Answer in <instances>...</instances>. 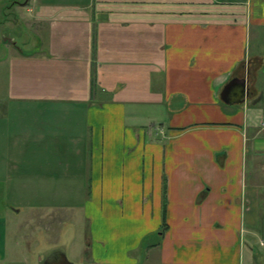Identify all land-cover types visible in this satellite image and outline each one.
<instances>
[{"label":"crops","instance_id":"1","mask_svg":"<svg viewBox=\"0 0 264 264\" xmlns=\"http://www.w3.org/2000/svg\"><path fill=\"white\" fill-rule=\"evenodd\" d=\"M26 3L35 42L4 43L0 60V264H253L264 169L249 180L247 159L264 157V57L246 54L251 29L264 35V0ZM235 79L245 97L225 103ZM141 156L153 159L142 179ZM141 184L164 186V210L139 215ZM121 185L138 208L118 225L133 226L94 234L104 200L74 192ZM66 207L81 231L61 235Z\"/></svg>","mask_w":264,"mask_h":264},{"label":"rangeland","instance_id":"2","mask_svg":"<svg viewBox=\"0 0 264 264\" xmlns=\"http://www.w3.org/2000/svg\"><path fill=\"white\" fill-rule=\"evenodd\" d=\"M47 1H50V3H52L55 0H47ZM69 1H72V0H69ZM29 2H30L29 0H0V60L1 59L3 60L5 56H7L8 58L9 57L8 55H11L12 53V51L10 50L11 47H9L8 45H5L3 42L5 33H9L13 37H15L16 42L18 43L19 47H23L26 42H31V43L35 42V39H36L35 37H37L38 34H37V30H34L32 29L34 27H31L33 25V21L31 23L29 21L23 22L22 20H20L21 17L26 18L24 11H20V10L23 9L22 6H24L25 3L28 4ZM32 2H34V4H32ZM36 2L37 0L35 1L31 0L30 4L26 6L27 8L25 10L27 11L30 9L31 11H35L37 8L36 5H39L38 3L35 4ZM20 12L21 13L23 12V13L21 14ZM27 15H29L30 17L32 16L30 13ZM31 20L32 18L30 19V21ZM29 24H31V26H29ZM257 45H259L260 47H258ZM259 50L262 53V57H264V35L262 36V40H258V37L256 36V31L253 30L252 28L250 42L247 48L246 59L255 56V54ZM257 89L259 91V95L257 99L255 100V102L258 103L257 104L258 106L256 107H259L264 110V64H263L262 69L259 72V80H258ZM204 107H209V106H204ZM251 107H254V106H249V108ZM261 138H264V133ZM206 140H209V138H206ZM261 140L264 141L263 139ZM153 144L161 145L159 142L153 143ZM207 144H209V142ZM152 162H153V159L145 158L144 156H141V158L139 159V165L141 168L140 170L141 179L144 176L148 177L147 174H142V173H143L144 168L147 169L148 167H151ZM253 166H256V167L258 166L259 170L264 169V157L253 159V165L251 164L250 158L247 159V168H248L247 172H248L249 180L252 174ZM146 187H147L146 184L140 185L139 198L141 200V205H143V207L139 206V208L135 204V201L137 199L136 190L132 188L128 190L126 189L127 186L125 185H121L119 189H115V190L99 189L97 191L93 190L92 192L86 190L85 192L76 191L74 193H76L75 198L77 201L79 198L81 199L85 198L84 194L86 195L90 193L92 194V199L104 200L103 204L99 202V207L98 206L92 207L93 217H95V220L92 219V222L95 223L93 225V233L95 234V232H97L98 229L102 231H106V232H110L109 230L115 229L119 222L116 216H121V215H123L124 217L125 216L131 217V215L135 216L137 214V208L139 209V215L144 216V214H146L147 217L149 216L148 211L151 209L153 205H159L158 207L159 212H160V209L164 210L165 204H164L163 197L166 195V189L164 188V186L162 185V190H159L157 186H156V190H154L153 186L149 190H147ZM153 195H154V198H152ZM71 196H72V191L60 190L58 198L60 201H63L65 204H67L66 202L68 201L71 202L72 200ZM111 198H117L119 199V201H123L124 207L122 211L118 210L119 206H116L118 204L115 203L113 200H110ZM146 200H150V203H151L150 206L147 205L148 207L144 206V203L146 202ZM128 201L132 203V206L128 207ZM78 214L79 213L76 214L75 220H77L79 216H81V214L79 215ZM73 215H74V212H71L69 207H66L62 210V214L60 217L61 224L58 228L59 231H61V235L64 233L68 235V232H67L68 229H70L71 234L81 231L79 226H76L75 229H73L71 225L72 223L70 222L71 221L70 217H72ZM132 226L133 224L129 226V222H121L118 225V227H121L122 229L124 228L123 230H128ZM134 227H135V223H134ZM163 227H165L164 222H162L161 224V229H163ZM258 227L260 229H264V221L259 222ZM259 228L257 229V231H259ZM246 239H247L246 241L249 243H246L247 245H245V247L247 249H249L248 246L250 245H251L250 247H252L253 252L251 253L253 254V264H264L263 263L264 237L260 235L259 237L248 239V237L246 236ZM145 243H147L146 245H151V239L145 241ZM246 256H247L246 264H248L247 263L248 255ZM144 263L146 262L142 260L141 264H144Z\"/></svg>","mask_w":264,"mask_h":264},{"label":"water","instance_id":"3","mask_svg":"<svg viewBox=\"0 0 264 264\" xmlns=\"http://www.w3.org/2000/svg\"><path fill=\"white\" fill-rule=\"evenodd\" d=\"M13 38L16 40V38L11 36L9 33H5L3 42L16 46L17 42H15ZM245 94V81L235 79L229 82V84L224 88L221 99L225 103H240L244 99Z\"/></svg>","mask_w":264,"mask_h":264}]
</instances>
